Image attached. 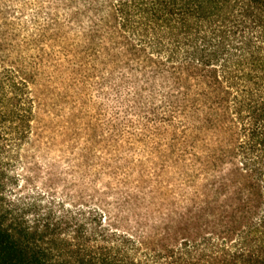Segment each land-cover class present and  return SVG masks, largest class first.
Masks as SVG:
<instances>
[{
  "label": "trees",
  "instance_id": "1",
  "mask_svg": "<svg viewBox=\"0 0 264 264\" xmlns=\"http://www.w3.org/2000/svg\"><path fill=\"white\" fill-rule=\"evenodd\" d=\"M33 1L46 8L56 35L81 19L88 24L87 46L79 54L67 49L69 77L77 84L96 78L101 91L110 85L126 107L98 143L117 150L125 139L141 143L136 131H143L144 152L178 174L143 175V225L156 215L160 222L143 235V264H264V0ZM63 7L71 17L62 19ZM3 64L0 150L18 149L17 161L26 141L38 152L54 139L36 122L26 80ZM85 131L92 143L89 125ZM4 160L0 264H137L128 257L133 235L115 225L133 195L117 213L91 205L83 191L58 197L57 179L76 182L48 167L46 192L12 199L7 186L21 188V174L10 177L15 160ZM27 164L28 186L41 169Z\"/></svg>",
  "mask_w": 264,
  "mask_h": 264
},
{
  "label": "rangeland",
  "instance_id": "2",
  "mask_svg": "<svg viewBox=\"0 0 264 264\" xmlns=\"http://www.w3.org/2000/svg\"><path fill=\"white\" fill-rule=\"evenodd\" d=\"M70 13L65 7L60 9L62 19L71 17ZM46 23V8L39 7L37 2L0 0V27H3L4 34L0 63L4 62L5 70L17 81L26 80L27 91L38 105L36 122L47 128V139H54L50 145L44 139L38 152L31 147L30 141H26L20 152L22 161L21 158L16 161L18 149L7 146L4 151L0 150V175L6 171V157L15 160L9 166V176L21 174L19 183L22 187L9 183L7 193L15 199L29 198L38 190L44 191L43 177L46 176V169L51 167L53 175H72L69 178L76 182L71 187L67 180L64 181V176L57 179L54 185L58 197L65 189L69 195L83 191L87 197H94L91 205L108 207L112 213H117L120 210L118 203H123L127 195H133V203L124 205L115 225L133 235V238L129 237L131 242L128 244L130 261L143 264L147 259L146 251H143V235L150 236L152 230L160 225L157 215L143 225V175L178 174L172 168L161 169L157 155L144 152L143 131H136L142 136H139L141 143L135 141L128 145L125 139L117 150L98 143V136L104 137V132H109V121L119 116V124L124 119L126 107L111 92L110 85H107L109 92L101 91L97 89L96 82L100 80L96 78L86 83L81 80L77 84L69 77L67 49L72 47L74 53L79 54L87 46L85 31L88 24L81 19L76 28L67 24L63 28L66 34L60 32L56 35ZM41 27H45V33H42ZM87 125L92 135V143L89 144H86ZM33 161L41 170L27 186L25 174L28 169L23 170L21 163H29L26 165L29 168ZM122 175H127L124 181ZM36 176L40 178L36 179ZM162 255L168 262L174 260L165 253Z\"/></svg>",
  "mask_w": 264,
  "mask_h": 264
}]
</instances>
